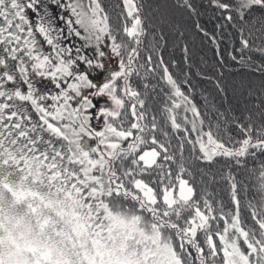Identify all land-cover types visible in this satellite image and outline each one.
<instances>
[{
	"label": "snow or ice",
	"instance_id": "obj_1",
	"mask_svg": "<svg viewBox=\"0 0 264 264\" xmlns=\"http://www.w3.org/2000/svg\"><path fill=\"white\" fill-rule=\"evenodd\" d=\"M0 264H264V0H0Z\"/></svg>",
	"mask_w": 264,
	"mask_h": 264
},
{
	"label": "trees",
	"instance_id": "obj_2",
	"mask_svg": "<svg viewBox=\"0 0 264 264\" xmlns=\"http://www.w3.org/2000/svg\"><path fill=\"white\" fill-rule=\"evenodd\" d=\"M106 3L109 5H115L118 3V0H106ZM199 3V0H198ZM216 13L211 8H201V17L200 22L209 30L213 31L217 25V23H222V21H219L215 19ZM225 31H230L229 29H225ZM259 57H256V61L259 62ZM194 60L196 63L199 64V69L197 70H203L205 72H208L211 67L215 64V54L211 50L210 45H205L202 48L198 47L196 49V52L194 54ZM229 73H232V75H229ZM225 77L227 78L229 84L236 82L238 83L241 78L243 77L244 81L251 82L256 86H259L261 77L259 75H253L251 72L242 69L241 65L238 64H232L231 61H229V66L227 71H225ZM199 84V87L197 88V101L198 103L200 101H203L204 97H208V100L210 103H215L218 107H220L221 111L223 112L225 109H228L231 107H236L237 102L239 100L240 104H243V98L239 97L238 95H233L231 91V86L229 88V96L227 98H222L219 96L213 89V85L208 82L207 79L205 80H198L196 81ZM201 108L203 110V105L201 104ZM189 149L185 150V155L188 154ZM224 168V162L221 160L220 163L212 166L210 169V173L207 177L208 180L212 179V176L216 177L217 182L214 184H211L209 187L210 192L215 193V198L217 201H223L225 206V211H228L232 208L229 194H228V186L227 184L220 179V176L223 174L221 172V169ZM224 172H226V169H224ZM242 179V178H241ZM249 194L245 192H241L242 197V205L246 204ZM242 215H247L246 212H242Z\"/></svg>",
	"mask_w": 264,
	"mask_h": 264
},
{
	"label": "rangeland",
	"instance_id": "obj_3",
	"mask_svg": "<svg viewBox=\"0 0 264 264\" xmlns=\"http://www.w3.org/2000/svg\"><path fill=\"white\" fill-rule=\"evenodd\" d=\"M107 62H108L109 66H110L111 68H116V67H117V63H116V60H115L114 57L108 59ZM94 75H95V74H94ZM95 123H96L97 127L100 126L98 121H96Z\"/></svg>",
	"mask_w": 264,
	"mask_h": 264
}]
</instances>
